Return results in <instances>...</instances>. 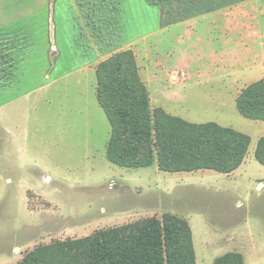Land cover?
<instances>
[{
    "label": "rangeland",
    "instance_id": "rangeland-1",
    "mask_svg": "<svg viewBox=\"0 0 264 264\" xmlns=\"http://www.w3.org/2000/svg\"><path fill=\"white\" fill-rule=\"evenodd\" d=\"M117 1L124 8V14L118 17L124 22L121 32L113 33L108 27L102 30L97 20L91 21L93 48H100V38L104 36L107 51H132L138 68L140 65L143 69L150 64L162 69L167 59L174 64L183 49L190 55L184 56L182 66H189L188 61L193 59L195 66L205 71L203 79H210L209 72H224L228 66L232 74H219L217 80L234 82L233 90L240 86L237 80L242 84L256 80V75L247 71L258 70V77L264 76V0H190L188 7H181L182 21L170 26L163 25L166 15H162L159 6L149 5L146 0ZM80 3L81 0H53L59 34L65 26L69 30L73 19L70 9L78 14L75 8ZM117 7L122 12L121 6ZM169 10L171 14L176 8ZM195 21H201L203 28L198 35L192 34L201 41L200 47L194 49L188 44V36L185 48L176 43L178 37L173 34L166 38L161 33L148 36L158 26L164 29L183 23L193 28ZM127 33L138 39L129 49L124 46ZM231 63L234 68L230 71ZM181 73L178 76L184 78ZM94 91L93 87H75L66 96L53 99L52 105L43 101L30 112L32 117L41 114L47 119L57 115V139H63L61 151H35L31 126L25 129L26 133L17 132L24 141L22 145L9 151L8 146L0 145V264H20L28 253L41 246L83 239L127 222L119 216L122 211H157L159 207L151 204V198L156 196L167 206L173 204L162 212L177 214L190 222L197 264H214L216 258L228 253L242 254L245 264H264V166L254 156L258 141L264 138V122L241 116L230 90L221 99H193L195 102L183 105L180 116L184 120L216 123L251 138L245 166L231 175L121 168L106 160V142L112 127ZM100 123H106V127ZM44 126L42 133L49 142L51 127ZM92 129L94 132H90ZM70 138L74 149L71 154L65 151ZM87 145L89 156L99 161L87 160ZM125 186L130 192L121 189ZM136 187L144 188L143 193L137 194Z\"/></svg>",
    "mask_w": 264,
    "mask_h": 264
},
{
    "label": "crops",
    "instance_id": "crops-1",
    "mask_svg": "<svg viewBox=\"0 0 264 264\" xmlns=\"http://www.w3.org/2000/svg\"><path fill=\"white\" fill-rule=\"evenodd\" d=\"M116 1L117 0H81L78 8H75L78 14H76L72 8L70 9L73 19H75L74 15H76V19H71L69 30L65 26L63 33L59 34L56 22L57 12L55 4H52L53 0H0L1 148L3 145L8 146L9 151L11 147L22 145L24 141L18 137L17 132L18 130H23L26 133L27 131L25 129L31 126L34 130L33 135L35 140L33 144L36 145L35 151H61L63 149V139H60L59 141L57 139L58 135L56 130L59 124L57 115L52 119L49 116L47 119L46 117L43 118L44 115L41 114L32 117L30 112L38 103L43 101L52 105L53 99L60 97V95H63V97L66 96L67 91L75 87H93L95 90V97L97 99V67L100 63L110 59L116 53L107 51L104 36L100 38V48L92 47V38L90 37L92 27L90 26V23L91 21L97 20V24H101L102 30L108 27L111 32L114 33L115 31L120 33L121 24L124 25V22H122V20L120 22L118 17L121 13L124 14V8H122L120 2L117 1L118 3H116ZM122 1L124 2L126 0ZM117 6H121L122 12ZM89 8H91L92 11H90ZM158 22H160V20ZM195 22L196 25H193V28H190L188 25L183 23L164 29H161V27L158 26V28L149 33L148 36H154L155 33H161L162 36L166 38L167 35L173 34L178 37L176 43L182 46V48L186 47L184 44H187L185 42L188 39L187 41L189 42L188 44H190V47H192L191 49H194L197 46L200 47L201 41L200 39H195L192 34L198 35V32L202 31L201 28H203L201 26V21ZM186 36H188L187 39ZM137 40L138 39L136 37L132 38L128 34V38H124V46L129 49ZM119 44L116 46H120ZM118 52L119 51H117V53ZM199 54L201 53L199 52ZM185 55L189 56L190 54L188 55V53H185V50L182 49L179 57L180 59H175L174 64L169 62L170 60L167 59L165 67L162 69L155 67V65L152 66V64L147 65V68L143 69L139 65V68H141V79L149 91L148 93L152 109L161 108L169 116L184 120L185 118L180 116L181 110L184 109L183 105L186 106L191 102H195L193 99L196 100L200 97L204 98L207 96H210V98L213 96L214 98L221 99L225 97V95L229 94L228 90H230V93L233 94V102L235 101L236 105L237 98L244 89L255 82L264 80V76L258 77V70L247 71V73H251L252 75L254 73L256 75L255 77H257L255 78L256 80L251 82L249 81L246 84H242L241 81L237 80L236 82L240 86L237 85L236 90H233L235 84L234 82H228V80H217V75L219 74L226 77H228L229 74H232V72H228V66H226L225 70L222 69L224 72L212 71L208 74L210 79H203L202 76L205 71H202L201 66H195L193 59L188 61L190 62L189 66H182ZM192 61L194 66H192ZM199 62H201V60H198V63ZM169 63L171 65H169ZM233 68L234 65L231 63L230 71ZM180 73L184 75V78L178 76ZM202 88H208L209 90H205L204 92V90L201 91ZM98 118H100V114H98ZM189 123L195 124L192 122ZM44 124H47L48 126L50 125L51 127L49 142L45 140L44 137L46 135L42 133V129L45 128ZM108 124L110 125L109 120ZM100 125L102 127H106V123L105 125L104 123H100ZM90 132H94V129L90 130ZM110 132L108 134L107 141L110 139ZM72 145V138H70V143H67L65 146L67 147L65 151L69 154L74 152ZM86 148L88 154L86 156L88 158L87 160L91 161L90 159L93 158L92 162H96V160L99 161L96 157L93 156L91 158V156H89V145H87ZM248 153L244 161L245 163H243L236 171L246 165ZM106 160L112 164L108 160L107 155ZM100 161L105 162L103 161V158H101ZM92 166L94 165L92 164ZM152 167L154 170L160 171L157 163L148 168ZM44 179L46 180L47 178L44 177ZM48 179L50 180V178ZM7 182H11L10 179H8ZM115 186L117 188L120 187L117 186V184H115ZM121 189H124V191L127 190L126 186L125 188L121 187ZM136 190L138 191L137 194H142L144 188L136 187ZM158 197L156 196L151 198V201H153L151 204H153L154 207H159L157 211L144 209H136L129 213L122 211L119 213V216L122 217V220L127 219L128 221L112 225V227L114 228L124 224L130 225V223L146 218L161 219L165 214H172L182 218L171 212H162V209H170L169 206H172L173 204L167 206L163 204V199H161L160 196ZM182 219L186 220L190 225V222L187 219ZM193 243L196 254V263H198L194 233ZM201 257L204 258V254L202 252Z\"/></svg>",
    "mask_w": 264,
    "mask_h": 264
},
{
    "label": "trees",
    "instance_id": "trees-1",
    "mask_svg": "<svg viewBox=\"0 0 264 264\" xmlns=\"http://www.w3.org/2000/svg\"><path fill=\"white\" fill-rule=\"evenodd\" d=\"M189 1L146 0L161 8L165 26L182 21L181 7H188ZM170 7L176 8L171 14ZM96 77L98 102L112 127L107 145L112 164L139 169L157 163L160 171L168 173L212 170L231 174L245 163L249 136L216 123L191 124L161 108L152 109L132 51L99 64ZM236 106L244 118L264 121V80L244 89ZM255 158L264 165V138L258 142ZM23 259L20 264H197L192 229L172 214L41 246ZM214 264L245 261L239 253H228Z\"/></svg>",
    "mask_w": 264,
    "mask_h": 264
}]
</instances>
